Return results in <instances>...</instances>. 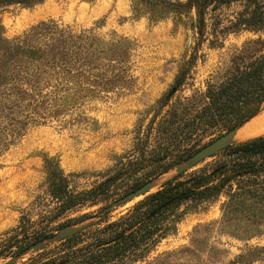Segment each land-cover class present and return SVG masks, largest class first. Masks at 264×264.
<instances>
[{"label": "trees", "instance_id": "trees-1", "mask_svg": "<svg viewBox=\"0 0 264 264\" xmlns=\"http://www.w3.org/2000/svg\"><path fill=\"white\" fill-rule=\"evenodd\" d=\"M39 1L0 0V6L11 3L29 6ZM234 2L239 4L238 9L223 23L215 11ZM131 12L134 16L145 15L151 21L171 16L173 22L187 24L191 32L193 44L188 58L180 63L160 99L161 105L167 106L158 119L159 135L163 139L181 148L183 142L188 147L194 146L201 138L244 123L262 110L264 0H131ZM239 30L256 35L245 39L230 54L220 75L215 80H206L202 91L195 89L189 95L171 100L202 41L209 47H218L222 45L223 35ZM132 47L133 42L123 35L113 32L104 37L89 28L74 29L51 18L40 20L12 37L4 34L0 23V153L29 125L61 119L85 102L124 87L129 81L128 57ZM78 111V117H85L82 109ZM212 155L217 157L208 167L186 174L184 170L174 173L116 218L102 224L99 223L104 217L96 218L59 240L62 252L58 256H41V251H37L40 256L36 261L21 264H109L123 257L135 262L174 230L183 203L208 199L220 192L225 194L221 204L224 221L241 219L253 225L261 223L264 133L228 144ZM44 167L45 181L59 213L103 198L114 178L102 179L87 189L72 190L67 176L56 163H50V158L44 159ZM92 215L95 213H83L73 222L60 225L78 223ZM31 234L18 235L14 231L4 238V247L15 254L48 233L21 242ZM32 259L28 257V261Z\"/></svg>", "mask_w": 264, "mask_h": 264}, {"label": "rangeland", "instance_id": "rangeland-1", "mask_svg": "<svg viewBox=\"0 0 264 264\" xmlns=\"http://www.w3.org/2000/svg\"><path fill=\"white\" fill-rule=\"evenodd\" d=\"M238 7V3H230L215 13L224 23ZM49 18L74 29L89 28L104 37L114 32L129 38L133 42L128 57L129 81L124 87L85 102L70 111L71 115L29 125L1 151L0 263L13 255L4 247V238L12 232L32 233L21 241L27 243L39 234L55 231L63 222H73L83 213H100L104 205L170 165L156 174L150 191L154 190L175 173L171 164L177 158L187 156L216 136H205L190 147L183 142L181 148L159 135L158 119L167 107L161 105L160 99L193 44L187 24L175 23L171 16L154 21L145 15L134 16L131 0H41L29 6H0V23L8 37ZM183 19L187 21L186 16ZM255 35L248 30L231 31L223 35L218 47H209L202 41L185 79L170 99L189 95L195 89L202 91L206 80L220 75L230 54ZM79 109L85 117L77 116ZM260 109L264 110V102ZM186 147L189 149L181 155ZM216 157L207 156L183 173L208 167ZM45 158L58 165L72 190L87 189L102 179L114 178L103 198L59 213L45 181ZM140 197L128 200L126 205L127 201L112 206L99 224L116 218ZM224 200L225 194L220 192L208 199L183 203L174 230L160 238L142 259L131 263L123 257L109 264H264V220L257 225L241 219L224 221ZM58 241L46 242L45 247L36 250L26 249L13 264L36 261L40 256L37 251L41 256H58L62 252ZM30 256L33 259L28 261Z\"/></svg>", "mask_w": 264, "mask_h": 264}, {"label": "water", "instance_id": "water-1", "mask_svg": "<svg viewBox=\"0 0 264 264\" xmlns=\"http://www.w3.org/2000/svg\"><path fill=\"white\" fill-rule=\"evenodd\" d=\"M242 123L222 131L221 133L217 134L215 137H213V138L205 141L204 143L198 145L187 156H184L180 160L175 162L173 164V168L175 170V173H178L182 170H185L190 165L195 164L196 162L204 159L205 157L212 155L213 153L222 149L223 147H225L228 144L240 142V141H243V140L248 139L250 137H253V136H250V137L239 139V140H233L234 138L232 136L234 134V131ZM197 143L198 142H195V144H197ZM156 180H157V177H156V175H154L148 179L141 181L139 184H137L136 186L127 190L126 192H124L123 194L118 196L116 199L107 203V205H104L102 207V209L100 210V213L98 212L95 215H92L87 219H90L91 217H94V216L97 218H102V217H104L106 211H108L112 206L117 205V204H122V203H124V202L138 196V195L143 196V195L147 194L148 192H150V189L155 185ZM87 219H85V220H87ZM85 220H82L79 223H74V224L67 223V224H63V225L59 226L58 228H56L55 231L48 233V234L44 235L43 237H41V238H39L33 242H30L21 251L13 254L11 257L2 261L0 264H13L15 257L21 255L26 249L31 248L33 250H36V249L45 247L46 242L55 241V240L58 241L60 239H63L64 237L69 236V235L83 229L85 226L89 225L93 221V219H90L89 221L84 222Z\"/></svg>", "mask_w": 264, "mask_h": 264}, {"label": "bare ground", "instance_id": "bare-ground-1", "mask_svg": "<svg viewBox=\"0 0 264 264\" xmlns=\"http://www.w3.org/2000/svg\"><path fill=\"white\" fill-rule=\"evenodd\" d=\"M260 132H264V110L237 127L232 137L236 139H243ZM128 202L129 201L124 203V205Z\"/></svg>", "mask_w": 264, "mask_h": 264}]
</instances>
